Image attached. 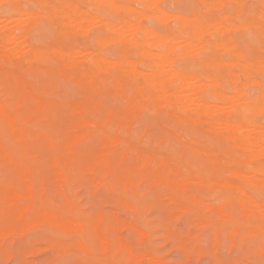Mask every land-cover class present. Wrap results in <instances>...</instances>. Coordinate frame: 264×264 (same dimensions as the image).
Masks as SVG:
<instances>
[{"label": "rangeland", "instance_id": "rangeland-1", "mask_svg": "<svg viewBox=\"0 0 264 264\" xmlns=\"http://www.w3.org/2000/svg\"><path fill=\"white\" fill-rule=\"evenodd\" d=\"M114 1L119 7H130V11L122 7L115 12L104 2L97 5L92 0H81L80 8L91 16L88 17L91 22L84 23V27L87 25L85 33H70L60 42L71 52L90 50L96 53L95 57L114 59L124 44L109 41L108 23L138 22L154 33L169 35L175 34L182 23L178 18L175 21L173 16L176 15H197L205 24L214 20L223 23L227 18L224 15L229 16L237 30L233 28L226 39H232L235 51H221L211 45L207 49L197 47L196 51L190 47L196 54L178 57L176 53L170 66L205 81L206 75L214 73L222 78L221 85L213 87L214 90L232 95L224 70L207 66V59L223 58L229 62L237 52L246 60L259 62L258 71L251 77L242 76L239 88L245 98L242 101L255 105L253 119L261 124L258 128L264 135V102L259 99L260 87H264V39L257 35L264 31L261 18L264 17V0H241V4L227 0L219 10L205 9L198 0ZM30 2L21 0L20 4L26 10L35 11L36 5ZM7 6L0 5V26L3 23L10 29L14 26L12 32L9 31L20 35L22 27L19 25L23 22L21 25L28 32L26 48L35 45L46 48L55 43V19L37 17L22 21ZM142 10L144 18H135L136 21V12ZM157 14L160 17H156ZM7 20L13 25L5 23ZM15 23L19 24L15 26ZM247 23L261 29L255 30ZM245 25L248 28H244ZM0 36L1 41L3 34ZM97 36L102 38L100 42ZM182 45L177 48L179 53ZM77 59L72 63H81L80 68L85 69L87 64L82 56ZM20 63L21 68L2 67L0 99L8 104L17 101L12 82L21 79L33 85L34 95L48 101L50 106L47 116L27 118L32 135L24 142L29 145L26 148L21 147L22 142L14 136L12 128L0 120L5 141L19 153L18 162L0 159V193L11 187L22 194L21 201L12 210L7 201H0V264H264V213H257L253 222H249L240 208L241 201L247 198L254 203L255 210L256 202L264 205V181L252 184L246 178L227 175L230 169L247 176L245 167L248 166L233 164L241 155L230 151L228 141L211 132L208 124L175 119L168 109L154 111L146 105L129 112L124 99L106 88L107 77L112 78L116 69L108 76L103 75L94 90L81 87L75 79L62 75L47 77L46 70L56 63L31 65L23 60ZM140 69L146 68L140 66ZM4 76L10 84L3 85ZM251 80L256 83L249 84ZM206 82L212 85L209 80ZM132 86L126 87L122 94H130ZM208 88L205 97L214 104L213 88ZM246 99H250L249 103ZM74 103L89 111L94 125L85 128L74 125L79 117L68 113ZM23 108L28 111L31 106ZM74 136L79 139L72 155L47 148L46 138L66 144L73 142ZM112 139L116 146L110 144ZM216 154L220 159H215ZM148 157H152L149 162ZM163 161L166 163H161ZM260 177L264 179V169ZM226 184L228 186L224 187ZM237 187L244 193L236 191ZM79 225L82 229L76 227Z\"/></svg>", "mask_w": 264, "mask_h": 264}, {"label": "bare ground", "instance_id": "bare-ground-1", "mask_svg": "<svg viewBox=\"0 0 264 264\" xmlns=\"http://www.w3.org/2000/svg\"><path fill=\"white\" fill-rule=\"evenodd\" d=\"M29 1L33 2L36 5L37 9L35 11H32L33 9L32 10L24 9L20 4L21 0H0V5H8L11 10L15 11L17 15L21 17L22 21L23 19H25L26 21L29 22L31 20H35L37 17L38 18L50 17L52 19H55L56 29H57L56 41L53 45L48 46L46 48L40 45H35L32 46L31 48L29 46L30 49H28L25 47L26 38L28 37V32L24 28V25H21L23 22L21 21L22 22L21 23L18 20L21 23L19 26L22 27V34L16 35L11 33L12 32L11 29L14 28V26H12L13 23L12 25L8 23L10 22L9 21L10 19L5 21V23L9 24V26H12V28L10 29V27L6 26L4 23L1 24L0 26V35L3 34V37L0 41V71H2L1 69L2 67H4V65L13 68L14 67L21 68L22 65L20 63V60H23L25 62L27 61V64H31V65H34L35 63L37 65L39 63L52 62V63H56V66L46 70L47 77L51 78V76L54 74L59 76L62 75L65 76L66 78L75 79V82L81 87L94 89L98 86V84H100L101 80L104 77L103 75L108 76L112 71V69H116L117 72L114 74L112 78H110V76L107 77L108 83L106 88L107 90L109 89L114 90L115 91L114 95H116V97H120V98L122 97L124 99L122 101L125 102V105L128 108L129 112L137 111L138 109L146 105L147 107L152 108L153 110L168 109L170 110V116L175 119L180 120L181 118H184L185 120L187 119L189 121H193L194 124L196 123L198 124L202 122L208 124L210 126L209 130L211 132L213 131L217 136L228 141L230 151L241 155L240 158L237 160H235L234 158L231 159V160L234 159L232 161L234 162L233 164H237L238 166H242V165L248 166L247 168L245 167V169L248 170L247 176L246 175L243 176L244 175L243 172H242L243 174L242 173L239 174V172L235 170L231 171L230 169L229 172L228 171L226 172L227 175L231 174V176L235 178H246L252 184H256L261 180L264 181L263 177L262 178L260 177V174L261 172H263L264 169V135L263 133L262 134L260 133L261 130H259L258 128V126H260L261 124L258 125L257 122H255V120L253 119L255 113L254 111L255 105L253 106L252 104L247 105L245 101H242L245 100V98H243V91H241L239 88V85H241L242 76H246L247 78L251 77V75L254 72L258 71L257 67L260 65V63L246 60L242 54L240 55L237 52L236 53L234 52L233 54L234 57L229 62L227 60H224L223 58L215 59L214 61L212 60L211 57H210L211 59L210 58L207 59V66L209 67L216 66L224 70V73L227 77V80L230 82L231 89L233 91L232 95H227L222 93L221 91L214 90L213 87L217 88L218 86H220L222 80L220 76L214 73L208 76L206 75L204 77L207 78L206 81L209 80L212 83V85H208V83L205 80H202L198 76H194L190 73H185L186 71L182 73L181 71H177L170 66V62L173 61L172 59L176 56V53H178V57L180 56L192 57L194 54H196L193 53V50H190V47L196 51L195 48L197 47L199 49L200 46H203L205 47V49H207L208 46L211 45L214 46V49L217 48L221 51H235L236 48L231 43L232 39L231 38L226 39L227 36L228 37L231 36V30H233V28L235 27L234 23L229 21L230 19L229 16L224 15V17L227 18H224L223 23H219L218 21L214 20L210 23L205 24L199 18H197L198 17L197 15L194 14H193L194 16H179L180 18L177 17L178 15H176L173 16L176 18L175 21L180 19L182 23L178 25L180 27L175 34H169V35L154 33L143 27L138 22L132 23L131 21H123L121 24L118 25L114 23H108L106 26V30L111 33V35H109L108 37L109 41L111 43L113 42V44L114 43L124 44V48L120 50L116 58L109 59L102 56L95 57L96 53L90 50H87L86 53L85 50L84 52L79 50H74L71 52L69 48H67L64 44L60 42L61 40L66 39L70 33L71 35L78 33L80 34V32L81 34L85 33V27L87 25L84 27V23L90 21L88 20V17L91 16L80 8L79 4L81 0H54V1L29 0ZM92 1L97 5L100 4V2H104L107 5V7H109L108 9L111 8L115 12H118L119 9H122L123 7V6L119 7V5H117L114 0H92ZM144 1L149 2V0H144ZM151 1L152 0H150V3ZM198 1L205 9H214V10L221 9V7L225 5V1L227 2V0H198ZM231 1L236 2L237 4L238 2H240L241 4V0H231ZM30 3L29 6H31ZM105 4L104 6H106ZM129 8L130 7L127 6L126 9L129 10ZM131 11H133V9ZM131 13L132 12H130V14ZM136 13H134L137 15V16L135 15L136 17H134V19L135 18L140 19L141 16H143L144 18L143 10ZM161 13L163 12L161 11ZM95 17H100V16H95ZM156 17H160V15L157 14ZM50 18L47 19L49 20ZM261 18L262 20L264 19L263 16ZM231 19H233V17ZM12 21H14V19ZM26 24L28 23L26 22ZM248 24L249 23H247V25ZM17 25L15 23V26ZM249 25L254 27L253 24H249ZM245 27L248 28L246 25L244 26V28ZM254 28L255 30L261 29V27L258 26H255ZM9 29L11 32L9 31ZM235 29L237 30V28H234V30ZM5 31H8V33H6ZM257 35L260 38L264 39V31L258 33ZM206 38H209V40H207ZM101 39L102 38L100 36H97V40L99 42L101 41ZM217 39H220V41H217ZM103 42L101 43L103 44ZM180 44L183 45H182V51L179 53L178 52L179 50L177 51V48L178 49L181 48ZM9 46H11V48ZM191 51L193 54H190ZM79 56H82L83 58L82 60H84V62L87 64L85 69L80 68L81 63L80 64L72 63V61L73 60L76 61L75 59H77ZM77 61L79 60L77 59ZM140 66H143L146 69L141 70ZM31 71L32 69L30 68V72ZM30 72L29 74L31 75ZM200 72L203 73L202 71ZM198 75L200 76V74ZM10 83L11 82H9L8 77L4 76L3 85ZM252 83H256V82H254V80H251L249 84ZM130 84H133V86L131 87L132 90L131 93L127 95H123L122 91L126 87L130 86ZM12 85H13L12 86L13 89L18 94V99L17 101H14L9 104L6 101L0 99V120L5 121L12 128L14 136L18 138L20 142H22L21 147L26 148L29 145L24 142L28 140L32 135V127L30 126V122L27 121V118L36 117L38 115L47 116L49 112L50 103L46 100L37 98L34 95L33 85L25 84L24 81L21 79H16L15 81L12 82ZM208 87L213 88V91L211 90L210 91L212 92V96L216 100V103L214 104L208 102L205 97L206 91L209 89ZM38 92H40V90ZM259 96L257 97H259V99L263 103L264 87H260ZM247 100L248 99H246V102L250 101V99L248 101ZM25 105H30L31 109L25 111L23 108V106ZM68 113L79 117V119L74 124L77 127L85 128L90 126L91 124L94 125V121L92 122L89 111L80 104L77 103L72 104L71 107H69L68 109ZM256 114H259V112ZM78 139H79L78 136H74L73 142L61 144L54 141L51 138H46V145L47 148L52 151H59L72 155L76 150V145H77L76 141ZM9 143L5 141L4 134L0 129V159H6L11 162H18L19 153ZM110 144L115 145L116 141L112 139L110 140ZM218 154L214 155L216 160L220 159V155ZM151 160L152 157H148L146 161L149 162ZM160 161H162V158L160 159ZM161 163L164 164L166 163V161H163ZM63 176L65 175L63 174ZM163 178L164 177H162V179ZM217 184L219 185V183ZM226 186H228V184H226L224 187ZM233 186L234 185H232V187ZM237 190L244 193L243 189L240 187H237L236 191ZM31 193L33 194V191ZM21 195L22 194L16 191L15 188L10 187L1 191L0 201H4V202L7 201L9 203L10 210H12L21 201ZM23 198L24 197H22V199ZM247 199L244 200L243 198L244 201H248L247 203L239 200L241 201L240 208L242 209L243 213L245 214L249 222H253V220L257 216V213L260 212L264 213V208H263L264 205L260 206L259 203L256 202L255 204L256 205L258 204L257 205L258 208L257 210H255L254 203L252 202L250 203L249 201L250 199L249 198ZM251 201L255 202L254 200ZM56 225L58 226V224ZM59 226L57 228H60ZM76 227L82 229L80 225ZM81 233H83V231ZM100 239L102 240L104 238H100ZM105 242L103 246L107 250L106 248L107 246H105L106 245ZM101 253L103 252L101 251Z\"/></svg>", "mask_w": 264, "mask_h": 264}]
</instances>
